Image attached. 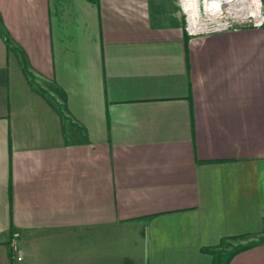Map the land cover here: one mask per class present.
<instances>
[{"label": "crops", "instance_id": "0c3cea01", "mask_svg": "<svg viewBox=\"0 0 264 264\" xmlns=\"http://www.w3.org/2000/svg\"><path fill=\"white\" fill-rule=\"evenodd\" d=\"M182 11L0 0V264H264V22Z\"/></svg>", "mask_w": 264, "mask_h": 264}, {"label": "rangeland", "instance_id": "374dc122", "mask_svg": "<svg viewBox=\"0 0 264 264\" xmlns=\"http://www.w3.org/2000/svg\"><path fill=\"white\" fill-rule=\"evenodd\" d=\"M181 2V4L184 6V1L183 0H179ZM217 2L219 0H199V4H200V17L196 18V19H200L203 20L205 22L204 25H196L197 30H192V32H207V31H212L213 29L220 27L222 25L228 26V28L233 27H239V26H247V25H255V22L257 21L256 18L252 17V16H248L247 15V11L249 10V4L246 2L245 3H241L240 1H237L234 3L230 4L231 8H228V6H222L221 8L220 6L218 7L215 4L216 7H218L220 10L214 11L215 8H212L207 11L206 10V3L207 2ZM256 1H254V6L256 7ZM185 8V7H184ZM182 19H183V23L184 26L190 30L191 26H195V24H193L191 21V16H189L188 12L182 11ZM238 12V13H237ZM246 13V14H245ZM260 13H263L264 15V1L261 0V4H260ZM197 21V20H196ZM191 31V30H190ZM237 245V243L233 242L231 243V245H228V250H232L234 249V247Z\"/></svg>", "mask_w": 264, "mask_h": 264}, {"label": "bare ground", "instance_id": "6f19581e", "mask_svg": "<svg viewBox=\"0 0 264 264\" xmlns=\"http://www.w3.org/2000/svg\"><path fill=\"white\" fill-rule=\"evenodd\" d=\"M189 1L188 0L186 1V8H184V9L188 12L189 16H191V19H192L191 22L193 24H195V26L193 25L190 28L197 30L196 25H204L205 24V22L203 20H201V18L200 19H196V18L200 17L199 0H189ZM237 1H240L241 3H245L246 2V4L247 3L249 4L248 5L249 6V10L247 11V15L248 16H252V17L256 18L257 20L261 17V13H260L261 0H219V1L214 2V3L209 1V2L206 3V5H205L206 7L205 8H206L207 11H209L211 8H212V11H213V8H215L214 11L220 10L218 7L220 6V8H221V5L222 6H228V8H231L230 4L233 3V5H234V3L237 2ZM254 1H256L255 2L256 3V7L254 6ZM215 3H216V5L218 7L213 5ZM184 7H185V4H184Z\"/></svg>", "mask_w": 264, "mask_h": 264}, {"label": "built area", "instance_id": "2783aa9c", "mask_svg": "<svg viewBox=\"0 0 264 264\" xmlns=\"http://www.w3.org/2000/svg\"><path fill=\"white\" fill-rule=\"evenodd\" d=\"M263 22H264V15H263V13H261V17L255 22V25H261V24H263ZM225 28H228V26L222 25V26L217 27L213 30L225 29ZM10 246H11V251L13 253L14 259H16L17 261L22 260L23 254H22V250L20 248L19 233L18 232H14L12 234L11 240H10Z\"/></svg>", "mask_w": 264, "mask_h": 264}, {"label": "trees", "instance_id": "16d2710c", "mask_svg": "<svg viewBox=\"0 0 264 264\" xmlns=\"http://www.w3.org/2000/svg\"><path fill=\"white\" fill-rule=\"evenodd\" d=\"M0 31H1V33L3 34V36L6 38L7 43H10L9 35H8L7 31L5 30V28H4L2 25H0ZM223 241H224V240H223ZM223 243H224V242H223ZM251 245H252V243H249V244H241V243H239V244H237V245L234 247V249H232L229 253H227V255H226V263H225V264H228L229 261L231 260V258H232L236 253H238L239 251H241V250H243V249H246V248L250 247ZM205 250L211 251V252H213V253H218V251H216V250L213 249V248H205ZM218 254H220V251H219Z\"/></svg>", "mask_w": 264, "mask_h": 264}]
</instances>
